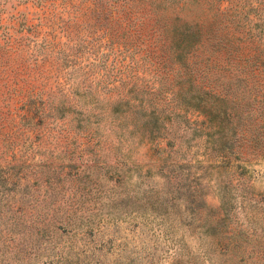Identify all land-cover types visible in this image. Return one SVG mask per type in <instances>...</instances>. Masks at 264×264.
Wrapping results in <instances>:
<instances>
[{
  "label": "rangeland",
  "instance_id": "rangeland-1",
  "mask_svg": "<svg viewBox=\"0 0 264 264\" xmlns=\"http://www.w3.org/2000/svg\"><path fill=\"white\" fill-rule=\"evenodd\" d=\"M0 264H264V0H0Z\"/></svg>",
  "mask_w": 264,
  "mask_h": 264
}]
</instances>
